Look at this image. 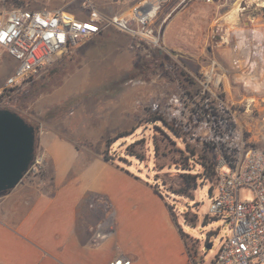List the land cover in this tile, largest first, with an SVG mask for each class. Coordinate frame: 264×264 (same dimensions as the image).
<instances>
[{"label":"crops","instance_id":"crops-1","mask_svg":"<svg viewBox=\"0 0 264 264\" xmlns=\"http://www.w3.org/2000/svg\"><path fill=\"white\" fill-rule=\"evenodd\" d=\"M250 3L164 0L161 19L154 22L162 26L163 51L189 63L215 59L226 92L247 96L234 63L238 59L245 67L250 52L237 45L254 40L253 30L264 32V11L251 13ZM236 10L239 24L233 27L224 17ZM175 24L173 41L168 31ZM257 108L258 117L264 116V102ZM88 155L55 140L48 151L52 166L0 194V264H110L119 256L130 264H199L215 256L206 259L203 240L180 225L157 188L112 160L80 159Z\"/></svg>","mask_w":264,"mask_h":264},{"label":"rangeland","instance_id":"rangeland-1","mask_svg":"<svg viewBox=\"0 0 264 264\" xmlns=\"http://www.w3.org/2000/svg\"><path fill=\"white\" fill-rule=\"evenodd\" d=\"M25 1L23 7L65 9L86 17L82 0ZM96 1L104 14L129 12L128 5ZM263 2L251 0L250 12L264 11ZM12 3L13 0H8L6 6L12 7ZM169 26L168 36L175 41L178 24ZM137 43L127 33L106 30L67 52L42 79L10 94L5 109L17 112L38 129L34 160L24 178L40 176L45 167L52 166L48 151L55 140L88 151V156L80 158L83 161L112 160L164 195L180 225L203 240L208 259L217 251L221 239L229 236V227L228 222L208 213L211 183L200 166L204 158L186 136L178 139L167 127L154 124L150 118L156 115L153 104L164 103L181 84L182 72L189 70L196 74L210 59L204 56L200 62L189 63ZM12 64L6 56L0 60V85L12 72ZM55 67L59 73L51 76ZM225 95L235 102L239 121L244 124V107L238 103L242 95L236 90ZM184 174L196 175L197 186L179 195L176 191L185 186ZM215 180L217 174L212 182ZM252 196L250 189L240 191L243 200ZM208 239L212 244L207 246Z\"/></svg>","mask_w":264,"mask_h":264},{"label":"built area","instance_id":"built-area-1","mask_svg":"<svg viewBox=\"0 0 264 264\" xmlns=\"http://www.w3.org/2000/svg\"><path fill=\"white\" fill-rule=\"evenodd\" d=\"M0 0V60L13 62L12 72L0 85V109L15 91L42 79L49 69L73 48L102 32L115 29L133 36L137 46L164 50L162 26L155 19L164 0H109L129 6V12L104 14L96 0H82L86 17L65 9L7 7ZM256 31V30H255ZM247 38L243 46L250 54L243 67L234 66L242 76H255L264 82V40ZM188 79L152 110L178 127L199 148L212 153L217 180L210 189L208 213L228 222L229 236L222 238L215 256L199 264H259L264 262V116H259L258 101L264 102V87L254 91L241 79L248 93L238 102L248 118L239 121L235 102L227 99L225 74L215 59L198 73L186 70ZM239 76V75H238ZM251 119H259L255 126ZM250 189L251 199H241L240 191ZM119 256L110 264H130Z\"/></svg>","mask_w":264,"mask_h":264},{"label":"water","instance_id":"water-1","mask_svg":"<svg viewBox=\"0 0 264 264\" xmlns=\"http://www.w3.org/2000/svg\"><path fill=\"white\" fill-rule=\"evenodd\" d=\"M35 140L32 124L17 112L0 109V194L15 188L29 172Z\"/></svg>","mask_w":264,"mask_h":264},{"label":"trees","instance_id":"trees-1","mask_svg":"<svg viewBox=\"0 0 264 264\" xmlns=\"http://www.w3.org/2000/svg\"><path fill=\"white\" fill-rule=\"evenodd\" d=\"M26 1L25 0H13L12 3V7H23L25 6ZM59 73V69L57 67L53 68L50 72L51 76H56ZM179 74V73H178ZM181 80L183 82V84H186V81L188 79V76L185 72H182V74L180 75ZM150 121L153 122L154 124L156 123H161L163 124V126L166 128H168L172 134H174L178 139H181V131L178 127H176L175 125L171 124L170 122L166 121L164 118H162L159 115H154L153 117L150 118ZM36 128V133H37V127ZM201 156L204 158V161L200 163V166L203 168V171H205L204 175L207 177H209V181L211 183L210 189H212L214 187L215 182L214 181V176H216V172H215V160H214V156L212 153H203L201 154ZM212 159H210V158ZM32 165V164H31ZM31 168V166H30ZM30 171V169H29ZM184 183L185 186H183L181 189L177 190L176 193L179 195H184L186 194V191L190 188H194L197 186V176L196 175H192V174H184Z\"/></svg>","mask_w":264,"mask_h":264},{"label":"clouds","instance_id":"clouds-1","mask_svg":"<svg viewBox=\"0 0 264 264\" xmlns=\"http://www.w3.org/2000/svg\"><path fill=\"white\" fill-rule=\"evenodd\" d=\"M224 19L231 26L235 27L236 25L239 24L238 10L229 12L224 17ZM241 31H243V30H241ZM255 38L258 39V40L264 38V32H262L259 29H257L255 31ZM243 44H244V41L241 40V42L237 45V47H242ZM240 79H242L244 81V83L248 87H250L251 89H253L254 91H260L262 89V87H264V82L257 81L255 76H248V77L241 76Z\"/></svg>","mask_w":264,"mask_h":264}]
</instances>
